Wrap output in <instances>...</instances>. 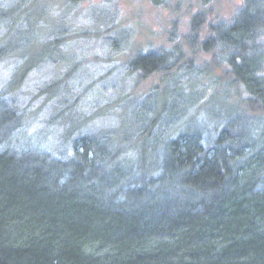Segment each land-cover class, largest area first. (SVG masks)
<instances>
[{
    "label": "trees",
    "instance_id": "trees-1",
    "mask_svg": "<svg viewBox=\"0 0 264 264\" xmlns=\"http://www.w3.org/2000/svg\"><path fill=\"white\" fill-rule=\"evenodd\" d=\"M241 1L154 50L189 63L165 88L159 147H123L136 121L119 146L81 133L54 154L20 149L22 114L2 102L0 264H264V0ZM205 103L211 125L185 123Z\"/></svg>",
    "mask_w": 264,
    "mask_h": 264
},
{
    "label": "rangeland",
    "instance_id": "rangeland-1",
    "mask_svg": "<svg viewBox=\"0 0 264 264\" xmlns=\"http://www.w3.org/2000/svg\"><path fill=\"white\" fill-rule=\"evenodd\" d=\"M241 2L0 0V107L8 102L22 114L12 145L54 154L69 150L78 134L108 133L119 146L140 121L123 147H159L155 122L171 104L165 88L189 63L154 50L177 44L198 11L207 22L227 19ZM151 52L149 66L159 72L144 78L150 70L141 58ZM207 59L198 53L192 65ZM207 106L192 108L185 123L211 125V117L199 118Z\"/></svg>",
    "mask_w": 264,
    "mask_h": 264
}]
</instances>
